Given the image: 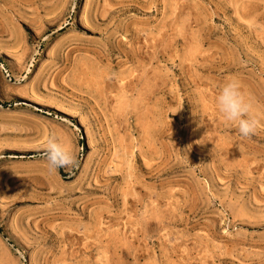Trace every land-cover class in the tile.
I'll list each match as a JSON object with an SVG mask.
<instances>
[{
    "label": "rangeland",
    "instance_id": "374dc122",
    "mask_svg": "<svg viewBox=\"0 0 264 264\" xmlns=\"http://www.w3.org/2000/svg\"><path fill=\"white\" fill-rule=\"evenodd\" d=\"M0 264H264V0H0Z\"/></svg>",
    "mask_w": 264,
    "mask_h": 264
},
{
    "label": "clouds",
    "instance_id": "9594fccd",
    "mask_svg": "<svg viewBox=\"0 0 264 264\" xmlns=\"http://www.w3.org/2000/svg\"><path fill=\"white\" fill-rule=\"evenodd\" d=\"M214 105L219 116L227 123L233 124L242 138L254 134L258 125L253 115L251 98L246 96L238 79H226L218 88ZM44 160L46 170L53 172L59 168L74 165V151L56 133H50L44 143Z\"/></svg>",
    "mask_w": 264,
    "mask_h": 264
}]
</instances>
